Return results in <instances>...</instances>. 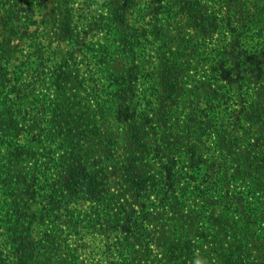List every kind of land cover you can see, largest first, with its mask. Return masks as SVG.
<instances>
[{
	"label": "rangeland",
	"instance_id": "1",
	"mask_svg": "<svg viewBox=\"0 0 264 264\" xmlns=\"http://www.w3.org/2000/svg\"><path fill=\"white\" fill-rule=\"evenodd\" d=\"M2 180L0 264H264V0H0Z\"/></svg>",
	"mask_w": 264,
	"mask_h": 264
},
{
	"label": "trees",
	"instance_id": "2",
	"mask_svg": "<svg viewBox=\"0 0 264 264\" xmlns=\"http://www.w3.org/2000/svg\"><path fill=\"white\" fill-rule=\"evenodd\" d=\"M6 181H8V180H2V183H0V192L5 189L4 185H5ZM7 184H8V182H7ZM7 184H6V186H7ZM120 208H122V207L120 206ZM230 209H232L231 206H230ZM55 210H57V209H55ZM121 212L122 213L123 212L127 213V210L126 209H122ZM124 213H123V217H124L123 219H126V222L129 225L121 224V222H120V224H116V228L115 227H113L112 229L111 228H106L105 231H104L106 234L110 233V235L108 236V239H109V247H110L111 250L114 249L115 245L121 247L125 243H128V244H134L135 243V242H132L133 238H131V235L134 232V230H133V217L135 216V214H137V211L135 210V208H132V210L129 213H127L126 216H125ZM117 218L118 217H116V219ZM116 232H117V234H116L117 236L114 235ZM110 236H113L115 240L110 239ZM136 241H138V240L136 239ZM136 243H138V242H136ZM46 264H47V262H46ZM109 264H121V263L119 261H117L115 258H112L110 260ZM224 264H227V262L224 261Z\"/></svg>",
	"mask_w": 264,
	"mask_h": 264
}]
</instances>
